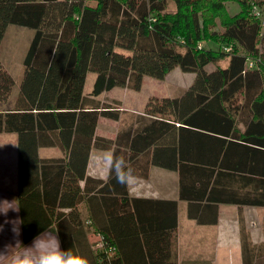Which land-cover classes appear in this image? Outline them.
I'll return each mask as SVG.
<instances>
[{
	"label": "trees",
	"instance_id": "16d2710c",
	"mask_svg": "<svg viewBox=\"0 0 264 264\" xmlns=\"http://www.w3.org/2000/svg\"><path fill=\"white\" fill-rule=\"evenodd\" d=\"M231 1L239 7L233 15ZM257 11L264 14V0H0V43L9 25L33 31L16 81L0 66V102L18 85L13 106L0 110V133L17 138L22 242L55 225L62 248L90 264H123L121 235L136 226L141 202L167 209L166 236L174 242L177 202L131 197L114 177L88 175L93 148L122 156L137 178L151 166L176 171L179 199L198 224H215L221 203L264 206V24ZM216 18L221 30L211 27ZM176 66L194 74L179 95L149 97L113 139L96 134L98 119L118 120L121 104L96 96L113 87L139 90L144 76L162 80ZM88 72L96 77L85 96ZM44 146L62 155L40 157ZM241 247L242 264H264V243L253 244L243 225Z\"/></svg>",
	"mask_w": 264,
	"mask_h": 264
},
{
	"label": "crops",
	"instance_id": "0c3cea01",
	"mask_svg": "<svg viewBox=\"0 0 264 264\" xmlns=\"http://www.w3.org/2000/svg\"><path fill=\"white\" fill-rule=\"evenodd\" d=\"M95 77L94 72L87 73L83 90L85 96L89 95ZM114 88L96 96V99L100 101L117 100L121 103L118 120L100 117L97 122L96 134L112 139L120 129L131 124L137 114L143 112L146 104V101H143L139 106H134L133 103L126 105L127 92L121 90V94L116 95L113 94ZM17 89L18 85L12 87L7 100L0 102V110L13 106ZM122 89L128 91L127 88ZM0 145H4L0 147V201H13V206L18 207L16 135L0 133ZM101 151L103 150L91 149L87 174L104 179L107 175L98 169L94 160L96 154ZM37 153L45 158L62 155V151L57 146L39 147ZM128 193L131 197L137 198L175 200L177 202V226L174 242L168 241L165 226L170 223V214L167 209L150 202L139 203L137 205L139 217L137 218L134 212L133 218L136 226H131L121 235L119 249L123 264H242V225L253 244L264 243V206H238L221 203L218 205L215 224H198L195 219L187 215L188 203L179 199V179L176 171L151 166L148 177L137 178L135 185L128 187ZM198 208L201 211L202 206ZM17 216L20 218V212L16 213L11 210L7 217L0 214V224H4L5 220L16 219ZM207 217H210V213ZM157 222L164 226L155 227ZM49 228L56 230L55 225ZM10 229L11 225L6 224L4 231L0 232V249L7 244L15 243ZM148 232L150 235L159 232V239L151 240ZM89 238L94 246L99 244L98 235L91 234ZM19 239L22 241L21 235ZM32 241L33 239L28 243H22L28 246Z\"/></svg>",
	"mask_w": 264,
	"mask_h": 264
},
{
	"label": "clouds",
	"instance_id": "9594fccd",
	"mask_svg": "<svg viewBox=\"0 0 264 264\" xmlns=\"http://www.w3.org/2000/svg\"><path fill=\"white\" fill-rule=\"evenodd\" d=\"M94 160L98 169L109 178L114 177L118 184L125 187L135 185L137 181L135 170L111 149L96 154ZM10 210L18 213L20 207L13 206V201H0V214L7 217ZM6 224L11 225L10 230L15 243L7 244L0 249V264H90L88 258L78 251L61 247L58 230L46 228L33 238L30 245L25 246L19 239L23 220L18 216L13 220H5L4 224H0V232L4 231Z\"/></svg>",
	"mask_w": 264,
	"mask_h": 264
},
{
	"label": "rangeland",
	"instance_id": "374dc122",
	"mask_svg": "<svg viewBox=\"0 0 264 264\" xmlns=\"http://www.w3.org/2000/svg\"><path fill=\"white\" fill-rule=\"evenodd\" d=\"M226 5L227 12L231 15L239 11V7L236 2L231 1L226 3ZM211 27L215 30H221L218 18L215 19V24ZM32 32V29L27 27L9 25L6 28L5 34L0 43V66L4 68L14 81H16L19 72L23 69L21 64L22 57L28 46ZM210 43V47L216 49V44L212 42ZM218 63L221 66H224L226 64V60L219 61ZM212 67H214V64L210 63L208 68L211 69ZM193 77V73L183 72L178 66H176L162 80L146 75L143 78L142 85L139 90L128 89V91H125L122 87H115L113 94L120 95L121 90H124V92H127L126 105L133 103L134 106H139L143 101H147V99L151 96L171 97L179 95L191 83Z\"/></svg>",
	"mask_w": 264,
	"mask_h": 264
},
{
	"label": "built area",
	"instance_id": "2783aa9c",
	"mask_svg": "<svg viewBox=\"0 0 264 264\" xmlns=\"http://www.w3.org/2000/svg\"><path fill=\"white\" fill-rule=\"evenodd\" d=\"M256 14L259 16L260 20L262 21V24H264V14H262L260 11H257ZM226 50L229 51L230 47L226 48ZM248 65L251 66L252 62H249ZM97 246H99V244Z\"/></svg>",
	"mask_w": 264,
	"mask_h": 264
}]
</instances>
